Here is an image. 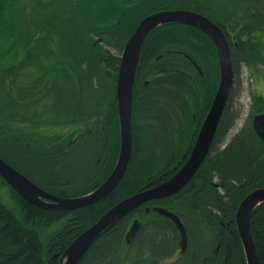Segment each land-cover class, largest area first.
I'll list each match as a JSON object with an SVG mask.
<instances>
[{"label": "trees", "instance_id": "trees-1", "mask_svg": "<svg viewBox=\"0 0 264 264\" xmlns=\"http://www.w3.org/2000/svg\"><path fill=\"white\" fill-rule=\"evenodd\" d=\"M185 9L205 16L224 10L231 28L239 30L237 40L245 51L242 56L231 53L234 66L239 60L247 68L264 66V40L255 35L264 24L248 18L253 12L260 14L261 7L252 0H0V158L55 197L77 199L100 188L120 153L115 96L119 55L145 18ZM171 44L182 47L202 70L203 77L192 70L195 93L205 94L215 79L217 87V56L209 57L208 41L194 28L169 25L152 31L141 57ZM185 75H164L154 82L157 88L144 87L138 75L131 161L119 186L102 202L74 212L39 209L0 178V264H60L70 245L113 207L167 180L156 159L159 138L150 133L148 123L166 119L160 109L165 102L173 117L185 112L192 92L191 87L185 91ZM231 100L232 96L225 111V136ZM252 104L246 125L223 150L218 148L223 139H216L215 149L182 192L128 215L96 241L80 264H127L129 254L123 258L120 251L135 222L141 227L133 245L155 247L158 254L174 249L179 234L170 222L155 217L154 206L184 222L186 261L247 264L236 214L249 194L264 189V144L252 126L254 115L264 112V99L255 96ZM59 128H77V136L62 140ZM250 231L259 264H264V203L252 213ZM216 237L222 240L218 260ZM133 264L144 262L137 259Z\"/></svg>", "mask_w": 264, "mask_h": 264}, {"label": "water", "instance_id": "water-1", "mask_svg": "<svg viewBox=\"0 0 264 264\" xmlns=\"http://www.w3.org/2000/svg\"><path fill=\"white\" fill-rule=\"evenodd\" d=\"M168 24H183L200 30L213 41L219 55L221 75L219 89L198 136L192 155L186 165L169 182L160 187L142 191L120 202L108 211L95 225L81 234L70 245L62 256L60 264H80L86 253L105 232L141 206L175 196L195 176L210 152L217 126L234 85L233 65L226 39L207 18L191 12L156 13L140 23L125 46L118 73L116 98L120 124L119 158L110 177L95 192L77 199L55 197L40 189L0 158V178L24 201L39 209L74 212L98 204L108 198L123 180L132 156L133 85L141 48L152 31ZM252 126L257 137L264 144V114L256 116L253 119ZM262 203H264V189H259L243 200L236 214L237 228L247 264H259L250 231V218L255 209ZM154 212L172 222L179 234L180 248L184 251L187 246V234L179 218L162 209H155ZM140 227L138 222L134 223L125 237L127 245L132 244Z\"/></svg>", "mask_w": 264, "mask_h": 264}, {"label": "flooded vegetation", "instance_id": "flooded-vegetation-1", "mask_svg": "<svg viewBox=\"0 0 264 264\" xmlns=\"http://www.w3.org/2000/svg\"><path fill=\"white\" fill-rule=\"evenodd\" d=\"M252 1L254 2V6H256V8H257V6H260L261 10L259 11L260 14H258V13L254 14V12H253V13H251V15L248 18L251 19V18L255 17V18H253V20L255 22H257L259 24H264V0H252ZM170 11H172V12H179V11L191 12V13L198 14V15H201V16L207 18L213 25H215L220 30L221 34L226 39L227 44H228V48H229V52H230V56H231V53H233L234 51H237L238 55L241 54V56L245 52L244 46L242 45L243 44L242 40H240V39L237 40V37H239V35H241V34L239 33V30L236 29V26H234L236 31L231 28V24L228 23L227 15L225 14L224 10H220V11L214 10L213 14L209 15V16H205L203 14L196 13V12L186 10V9L185 10H165V11H161V12H170ZM161 12H159V13H161ZM259 24H257V25H259ZM169 25H183V24H168V25H164L162 27H159L157 29H160V28H163V27H166ZM184 26H187V25H184ZM263 26L264 25H261V28H260L261 30L264 29ZM187 27H190V26H187ZM191 28H193V27H191ZM194 29H196V28H194ZM196 30L201 32L198 29H196ZM261 30L257 31V33L255 35L258 37H261L264 40V32ZM201 33H203V32H201ZM204 36H205V40L208 41V44L205 48L206 53L209 55V57L211 59H212L213 55L217 56L218 68H219V80H218L217 87H216V79H215L213 86L207 87V92L205 94L201 91H197L195 93L194 85H193L195 78L192 75V70L194 69V71H197V75H199L200 77H203V73H202V70L200 69V67L197 65V63L191 59L190 55H187L183 52L182 47H180L176 44H171V45H168L166 47H161L159 49V51L155 52V53L146 52L145 55L143 56V58L141 57L143 46L141 48V51L139 54L138 66H137L136 75H135V80H134V85H133V92H134V86L136 84V79H137L138 75L141 78L143 86L147 87L151 84L155 85L154 82L159 80V79H160L159 80V82H160L161 80L164 79L165 76L173 77L174 75H177L178 73H180L182 75L187 74V75L183 76L186 78L187 83H188V84L187 83L185 84L186 85L185 91L187 90V88L190 89V87L192 90V92H189V94L187 95L188 102H187V106H186V110H185V112L187 114V118L184 115L185 112L184 113L179 112L180 117L178 116V118L173 117L172 115H170L168 113L167 103L162 102L163 104L161 105V107L159 106V104H158V107H160L161 111L164 110L163 112L166 116V119H164V118L158 119L156 122L151 121V123L150 122L148 123V126L150 127V129H152V131L150 133H154L158 136V137H154V138H159V140H158L159 143L155 147V151H156V155H157L156 159L158 162V167L162 170H165V172H166V173L162 174V177L167 178V180L161 182V184L154 186L152 188H149V189H154V188L160 187V186L164 185L165 183L169 182L177 173L180 172V170L189 161V159L192 155L193 149L196 145L198 136L201 132V129L205 123V120H206V118L210 112V109L212 107V104L214 102L216 94L218 92L219 85H220V78H221L218 51H217V48H216L215 44L213 43V41L206 34H204ZM143 45H144V43H143ZM124 49H125V47H124ZM124 49L122 50V52L119 55L120 56L119 57L120 58V64H121V58H122ZM213 53H215V54H213ZM234 53H236V52H234ZM113 54L117 55V51L113 50ZM151 57H153V58H151ZM120 64L118 66V72L116 75L117 76V82H118V73H119ZM188 65H190V67ZM232 65H233V74H234V85H233V89L231 91L229 99L231 98V96H232V100L234 98L235 86H236L237 81L239 80V76L241 74L240 70L242 68L246 69L248 77L249 78L251 77V79H253L254 87H253V92L250 95V116H251L252 115V106H253L252 98L257 96V97L264 99V92H262L260 90V86L264 82V66L262 64H259L258 66L254 67V68H247L245 63H242L241 60H239V62L237 63L236 66H234L233 63H232ZM179 70H181V71H179ZM188 80H189V82H188ZM117 82H116V89H117ZM164 86L165 85H163V86L160 85V89H163ZM155 87L157 88L156 85L154 86V88ZM199 89H201V85L199 86ZM172 93L176 94L175 92H172ZM115 96H116V90H115ZM173 98H174V96H173ZM116 102H117V98H116ZM117 110H118V104H117ZM132 110H133V101H132ZM225 111H226V108H225V110L221 116V119L219 121V124L217 126V130H216L215 137H214L210 151L215 147L214 144H216V139L218 137H221V139H223V141L221 140V143H219L218 148L220 150H223L226 147V145L224 144L225 143L224 137H225V132H226L225 131L226 130V128H225L226 124H225V120H224ZM261 114H264V112L259 113L257 115H254L253 119L256 116L261 115ZM142 126H147V125H142ZM80 129H81V127L79 126L78 127V133L80 132ZM56 130H58V132L57 131L56 132L58 133V135H61L62 140L63 139L70 140V138L77 136V133H76L77 128H67L65 130L63 128H59ZM119 130H120V124H119ZM132 138H133V128H132ZM132 152H133V149H132ZM209 154H210V152H209ZM168 156L169 157L172 156L170 160H168ZM160 180H162V178H160ZM187 185L180 192H182L187 187ZM175 196H172V197H175ZM172 197H170V198H172ZM170 198H166V199H170ZM166 199H163V200H166ZM163 200H159V201H163ZM159 201H153V202H159ZM149 203H152V202H149ZM149 203H147V204H149ZM145 205H143V206H145ZM143 206H141V207H143ZM155 209L165 210L163 208L154 206L153 212ZM165 211H168V210H165ZM169 213H171V212H169ZM155 217H158L162 223L165 221H168L172 224L171 221H169L168 219H166L162 216H159L158 214H156ZM179 220L182 223L184 229L186 230V234H187V238H188V232H187L186 226H185L184 222L181 221L180 218H179ZM134 221H139V218L135 219ZM172 226L175 228V226L173 224H172ZM222 227H224V224H222ZM175 230L177 231L176 228L174 229V231ZM129 231H130V229H128V232ZM177 233H178V231H177ZM213 241L215 243H217V241L219 242L216 245L217 249H216V254H215L216 259L218 260L219 249H220V246L222 245L221 244L222 240H220V238L218 239L216 237V238H214ZM133 243L130 245H127V243L125 242V244L122 246V248L124 250H121V251H123L121 254L123 256H121V257L125 258V256L129 254V261L127 262V264H133V262L137 259H138V261H143L144 264H177L186 255V252L188 250V239H187V246H186V249L184 251L180 248V244H178V245H176V247H174V249L170 250L169 252H167L165 254H158L155 247H145V248L140 249L139 245H133ZM183 259L184 260H182L181 263L185 264L184 261H186V260H185V258H183ZM191 260H192V258L189 259L188 261H186V263L191 264V262H192Z\"/></svg>", "mask_w": 264, "mask_h": 264}, {"label": "rangeland", "instance_id": "rangeland-1", "mask_svg": "<svg viewBox=\"0 0 264 264\" xmlns=\"http://www.w3.org/2000/svg\"><path fill=\"white\" fill-rule=\"evenodd\" d=\"M12 57V54L10 55ZM9 56V58H10ZM239 80L235 86V95L230 105V109L227 113V121L229 128L225 136V145L229 143L232 137L237 134L247 123L250 118V95L253 92V79L249 78L246 69L240 70ZM264 83V82H263ZM260 86V90L264 92V84ZM43 133L48 134L49 131L46 128H42ZM55 132V129H52ZM7 203V202H6ZM121 250H124L123 248ZM123 251H120L122 254Z\"/></svg>", "mask_w": 264, "mask_h": 264}, {"label": "bare ground", "instance_id": "bare-ground-1", "mask_svg": "<svg viewBox=\"0 0 264 264\" xmlns=\"http://www.w3.org/2000/svg\"><path fill=\"white\" fill-rule=\"evenodd\" d=\"M171 214H173V213H171ZM174 215V214H173ZM176 216V215H175Z\"/></svg>", "mask_w": 264, "mask_h": 264}]
</instances>
